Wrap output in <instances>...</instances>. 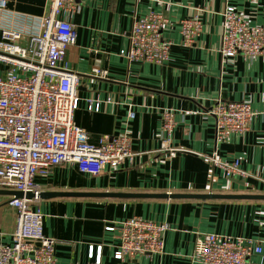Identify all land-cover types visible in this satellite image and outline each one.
I'll list each match as a JSON object with an SVG mask.
<instances>
[{
  "label": "crops",
  "instance_id": "0c3cea01",
  "mask_svg": "<svg viewBox=\"0 0 264 264\" xmlns=\"http://www.w3.org/2000/svg\"><path fill=\"white\" fill-rule=\"evenodd\" d=\"M1 1V0H0ZM2 30L40 33L51 0H4ZM78 10L61 13L78 38L65 56L79 74V102L74 122L98 145L106 137L128 133L133 155L118 170L98 176L64 163L47 177H37L41 193L76 194L40 198L33 205L43 215V233L57 240V264H202L194 256L197 239L220 234L260 241L264 238V199H156L106 195L264 196V55L222 57L223 12L235 8L252 25L264 26V0H78ZM162 14L163 37L173 43L163 65L129 62L136 19ZM201 14L204 31L190 47L182 45L180 22ZM106 73L104 78L94 70ZM222 102L250 101L257 115L244 134L215 140V117ZM173 113L171 134L163 133L164 114ZM165 144V145H164ZM174 149V156L165 149ZM240 162L246 179L228 178L209 157ZM98 194L99 196H90ZM0 197V244L11 245L17 211ZM138 217L168 224L163 254L117 260L120 223ZM94 258H90L91 250ZM247 264H264V248Z\"/></svg>",
  "mask_w": 264,
  "mask_h": 264
},
{
  "label": "built area",
  "instance_id": "2783aa9c",
  "mask_svg": "<svg viewBox=\"0 0 264 264\" xmlns=\"http://www.w3.org/2000/svg\"><path fill=\"white\" fill-rule=\"evenodd\" d=\"M161 2V0H153ZM78 0H51L49 13L42 20L41 32L30 35L26 45L22 32L4 29L0 39V190L33 194L32 199L9 197L8 205L17 211V225L11 245L0 244V264H57V240L44 235L43 215L33 205L40 200L37 177H47L52 169L76 164L83 174L98 176L107 167L118 170L133 155L128 133L106 137L98 145L89 143L87 132L74 122L78 106L79 74L65 63L78 33L61 13L78 10ZM6 7L0 1V10ZM219 53L222 57L264 55V26L252 25L235 8L223 14ZM166 18L151 13L134 21L130 45L123 51L129 62L163 65L170 59L173 43L163 37ZM204 31L201 14L180 22L182 45L192 46ZM104 78L105 72L94 70ZM215 117V140L223 143L232 134H244L257 113L250 101L222 102L209 112ZM163 133L174 128L172 112L163 116ZM165 145V144H164ZM165 149L174 156V149ZM228 178L246 179L249 174L240 162H225L216 154L208 158ZM168 224H157L133 217L120 223L117 260L139 255L163 254ZM260 241L220 234L197 239L194 256L202 264H247L261 253ZM94 250L90 258H94ZM94 264H101V248Z\"/></svg>",
  "mask_w": 264,
  "mask_h": 264
},
{
  "label": "water",
  "instance_id": "95a60500",
  "mask_svg": "<svg viewBox=\"0 0 264 264\" xmlns=\"http://www.w3.org/2000/svg\"><path fill=\"white\" fill-rule=\"evenodd\" d=\"M55 196H77L76 194H53L41 193L40 198L55 197ZM90 196H99L98 194H90ZM115 197H130V198H156V199H264V196H229V195H182V194H161V195H106ZM0 197H15L17 199H32L34 196L31 193L24 194L22 192L0 190Z\"/></svg>",
  "mask_w": 264,
  "mask_h": 264
}]
</instances>
